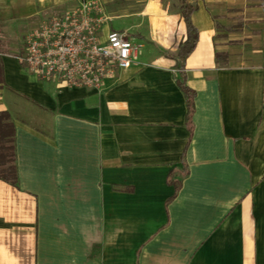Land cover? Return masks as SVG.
I'll return each instance as SVG.
<instances>
[{"label":"crops","instance_id":"obj_1","mask_svg":"<svg viewBox=\"0 0 264 264\" xmlns=\"http://www.w3.org/2000/svg\"><path fill=\"white\" fill-rule=\"evenodd\" d=\"M79 1L0 0L16 167L0 179V264H264V0H186L189 122L170 56L179 0H99L103 33L123 24L143 45L99 90L17 61L30 25Z\"/></svg>","mask_w":264,"mask_h":264},{"label":"built area","instance_id":"obj_2","mask_svg":"<svg viewBox=\"0 0 264 264\" xmlns=\"http://www.w3.org/2000/svg\"><path fill=\"white\" fill-rule=\"evenodd\" d=\"M108 19L99 0H80L30 25L16 59L41 80L99 90L119 69L137 65L143 46L126 30L103 33Z\"/></svg>","mask_w":264,"mask_h":264},{"label":"trees","instance_id":"obj_3","mask_svg":"<svg viewBox=\"0 0 264 264\" xmlns=\"http://www.w3.org/2000/svg\"><path fill=\"white\" fill-rule=\"evenodd\" d=\"M180 11L183 18L186 36L179 43L177 50L172 56L175 60L176 82L185 96L186 122L190 121L193 112V91L185 84L184 63L188 54L194 49L197 40V30L191 22V14L196 6L186 0H179ZM0 179L14 183L16 179L15 152H14V126L9 114L0 110ZM179 181L175 182V188Z\"/></svg>","mask_w":264,"mask_h":264},{"label":"rangeland","instance_id":"obj_4","mask_svg":"<svg viewBox=\"0 0 264 264\" xmlns=\"http://www.w3.org/2000/svg\"><path fill=\"white\" fill-rule=\"evenodd\" d=\"M120 1H122V2H125L126 3V5L127 4H131V7L130 8H138V7H140V5H141V3L143 2V0H109V2H106L105 3V5H106V9L108 10V11H111V9L112 8H114V7H117L115 4H116V2H120ZM115 3V4H114ZM129 6H127L126 8H128ZM108 15V14H107ZM109 17V16H108ZM120 20V22L119 21H116V20H113V23H116V24H118V25H120L121 23H122V19H119ZM108 21V20H107ZM123 25V24H122ZM122 25H120V27H118V28H125V29H122V30H126L128 33H129V31L128 30H130V28H127V26L125 27V26H122Z\"/></svg>","mask_w":264,"mask_h":264}]
</instances>
